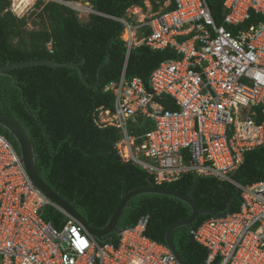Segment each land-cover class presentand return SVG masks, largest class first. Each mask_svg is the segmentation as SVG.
I'll return each mask as SVG.
<instances>
[{"label": "built area", "instance_id": "obj_1", "mask_svg": "<svg viewBox=\"0 0 264 264\" xmlns=\"http://www.w3.org/2000/svg\"><path fill=\"white\" fill-rule=\"evenodd\" d=\"M80 1L71 7L93 13L90 0ZM172 2L168 12L113 18L128 50L172 47L179 59L161 62L146 85L124 74L108 84L114 112L101 111V122L122 131L118 155L155 185L189 174L233 185L238 211L211 217L190 234L207 251L205 264H264V178L246 186L231 179L244 154L264 145V22L252 19L264 17V0H224L220 24L208 0ZM130 121L150 128L129 135ZM48 207L65 217L59 228L45 220ZM147 223L144 216L121 230L116 245L98 241L33 185L0 135V264H179L165 244L144 235Z\"/></svg>", "mask_w": 264, "mask_h": 264}, {"label": "trees", "instance_id": "obj_2", "mask_svg": "<svg viewBox=\"0 0 264 264\" xmlns=\"http://www.w3.org/2000/svg\"><path fill=\"white\" fill-rule=\"evenodd\" d=\"M144 1H149L156 11L167 0H90V5L97 13L122 18L128 8L142 7ZM10 2L0 0V66L35 61L77 64L90 85L97 83L100 70L97 88L84 84L76 68L36 65L10 70L0 76V112L17 119L27 129L40 176L67 202L74 203L91 227L101 229L122 195L154 185L148 173L118 157L114 150L119 139L117 131L95 125L97 108H113V97L103 89L119 80L123 68L127 80L140 78L146 85L150 73L161 62L178 56L169 49L157 52L147 47L132 48L127 55L126 45L120 39L123 30L120 23L95 14H90L83 23L76 12L56 2L37 1L36 21H30L34 29L28 30V19L17 18L8 10ZM222 2L208 0L218 23ZM172 9L171 3L165 11ZM252 19L264 22L259 15ZM145 127V131L150 128ZM0 134L17 149L16 142L1 126ZM263 170L264 145L244 154L242 165L231 179L242 186L251 185L264 178ZM159 187L191 193L199 209L218 215L225 213L228 202L235 196L230 212L239 209L235 187L212 177L189 174ZM189 214V207L172 197L140 195L124 209L117 230L132 228L141 217L148 216L144 235L164 244L168 228ZM210 218L201 215L190 228L172 233L175 249L185 263L205 264L207 251L193 240L190 230ZM45 220L56 228L65 223V217L51 207L46 209ZM117 243L115 237L113 245Z\"/></svg>", "mask_w": 264, "mask_h": 264}, {"label": "water", "instance_id": "obj_3", "mask_svg": "<svg viewBox=\"0 0 264 264\" xmlns=\"http://www.w3.org/2000/svg\"><path fill=\"white\" fill-rule=\"evenodd\" d=\"M36 65H44L53 68H76L79 70V74L81 80L84 84L88 86H92L97 88L100 82V70L98 71V80L95 85H90L84 78L83 72L81 70L80 65L77 64H58L49 61H35L29 63L15 64L6 66H0V76L5 75L6 72L18 68H25ZM0 126L5 129L10 139H13L16 142L18 152L21 158V162L31 180L33 185L38 188L46 197H48L60 210L69 215L71 218L76 220L83 228L93 237H95L98 241L103 242L107 241L108 243H112L113 239L117 236L118 230L117 226L121 219L124 209H126L129 205V202L140 195H162L169 196L173 199H177L184 204H186L190 209V214L181 219L174 224H172L165 235L164 244L171 251L175 259L179 264H187L183 260V258L179 255L175 246L172 242V233L179 228H190L192 224L197 220V218L201 215H208L210 217H218L213 211L210 210H202L197 207L195 202L191 198V193L182 194L178 191L160 188L154 185L142 186L135 189L130 190L129 192L122 195L118 205L116 206L113 214L111 215L107 224L101 229H95L91 227L77 212L74 203L67 202L54 188L49 186V184L40 176L37 167H36V158L34 147L31 141V137L27 131V129L15 118L0 112ZM235 196L228 202L225 213L230 212L233 200Z\"/></svg>", "mask_w": 264, "mask_h": 264}, {"label": "clouds", "instance_id": "obj_4", "mask_svg": "<svg viewBox=\"0 0 264 264\" xmlns=\"http://www.w3.org/2000/svg\"><path fill=\"white\" fill-rule=\"evenodd\" d=\"M14 1H16V5L18 4L19 5V0H11V2H10V6H9V11L14 15V16H16V9H20L21 8V6L23 5H19V7L18 8H13L11 5H12V2H14ZM48 1V0H47ZM76 1H78V0H72V1H69V2H64V1H60V0H51V1H48V2H56V3H59V4H61V5H64V6H67L68 8H70V9H72L74 12H76V14H77V16L78 15H81L82 13H79V12H77V11H75L72 7H71V3H73V2H76ZM224 1V0H223ZM37 2V1H36ZM81 3H84V1L83 0H81L80 1ZM45 3V2H44ZM47 3V2H46ZM92 8V7H91ZM93 10V9H92ZM212 11V10H211ZM213 13V12H212ZM91 14H95V15H99V16H102V17H105V18H109V19H112L113 21H115L113 18H116V17H109V16H106V15H103V14H100V13H97V12H95V11H93V13H91ZM84 15H86V14H84ZM90 15V14H89ZM89 15L87 16L88 17V19H89ZM214 15V14H213ZM17 18H23V17H18V16H16ZM78 18H79V16H78ZM117 19H122V18H117ZM79 20H80V18H79ZM81 21V20H80ZM115 22H117V21H115ZM119 23V22H118ZM121 24V23H120ZM122 25V24H121ZM123 26V25H122ZM123 31V30H122ZM122 33V32H121ZM120 39H121V36H120ZM122 40V39H121ZM124 42V41H123ZM126 45V44H125ZM127 48V47H126ZM137 48V47H136ZM132 49V48H131ZM129 51L130 50H128V48H127V55L129 54ZM122 74H124V77H125V79L127 80V78H126V76H125V68H123V70H122V72H121V75ZM121 75H120V77H121ZM136 78V77H135ZM120 79V78H119ZM140 79V78H139ZM119 81V80H118ZM114 82H117V81H113V82H110V83H114ZM110 83H108V84H110ZM107 84V85H108ZM147 84V83H146ZM107 85H105V87H104V89H103V92L104 93H108V94H110L112 97H113V99H114V95H113V93L112 92H105V88L107 87ZM163 104L164 105H166L165 103H167L166 102V100L165 99H163ZM114 110V102H113V108L112 109H106V108H103V107H99V108H97L96 110H95V119H94V121H95V125L98 127V128H100V129H104V128H107V127H111V128H114L116 131H117V133H118V135H119V139L116 141V143L114 144V150L116 151V153H117V155H118V151H117V149H116V144L121 140V138H122V131L120 130V129H118V128H116V127H114V126H111V125H106V124H102V122H101V120H103L104 119V116H101L100 115V112L102 111V112H105V111H108L109 113H111V114H113V111ZM143 127V126H142ZM136 128H141V127H134V125H133V123L130 121L129 122V124H128V126H127V131H128V134L130 135V133L132 134V135H137L138 133H135V132H133L132 130H129V129H136ZM132 131V132H131ZM130 132V133H129ZM146 132V131H145ZM142 133H144V132H142ZM141 133V134H142ZM1 135V134H0ZM1 136H3V135H1ZM4 137V136H3ZM7 141H9L6 137H4ZM10 142V141H9ZM11 143V142H10ZM12 144V143H11ZM12 146H13V144H12ZM14 147V146H13ZM15 148V147H14ZM18 149V148H17ZM16 148H15V150L18 152V150H17ZM18 154H19V152H18ZM20 156V155H19ZM118 157L120 158V156L118 155ZM121 159V158H120ZM121 161H122V159H121ZM122 162H124V161H122ZM125 163V162H124ZM127 163H130V162H127ZM132 164V163H131ZM134 165V164H133ZM134 166H136V165H134ZM138 167V166H137ZM139 168H141V167H139ZM142 169V168H141ZM143 170V169H142ZM143 171H145V170H143ZM146 172V171H145ZM147 173V172H146ZM152 177V176H151ZM152 179H153V177H152ZM177 182V181H176ZM174 183V182H173ZM164 184H171V183H164ZM162 185V184H161ZM161 185H159V186H161ZM154 186H156V187H159L158 185H155L154 184ZM76 221V220H75ZM119 233V232H118ZM148 238V237H147Z\"/></svg>", "mask_w": 264, "mask_h": 264}, {"label": "crops", "instance_id": "obj_5", "mask_svg": "<svg viewBox=\"0 0 264 264\" xmlns=\"http://www.w3.org/2000/svg\"><path fill=\"white\" fill-rule=\"evenodd\" d=\"M172 3V5H173V2H172V0H167L166 2H164L162 5H161V7H159V9L158 10H156V11H153V8H152V5H151V3L149 2V1H144V3H143V5L144 6H142V7H138V6H132V7H130V8H128L127 9V11H126V13H125V15H124V17H122V20H125L126 19V16H130V15H132V13H136V16H135V20L136 19H140L141 18V16L142 15H150V14H154V13H159V12H168V11H165V9L170 5ZM169 11H171V10H169ZM222 12H223V7L221 6V11H220V13H219V21H220V23H221V14H222ZM79 16V18H80V20H82V17H81V15H78ZM214 16V15H213ZM88 18V17H87ZM214 18H215V16H214ZM142 19V18H141ZM215 20H216V18H215ZM216 22H217V20H216ZM83 23H86V22H83ZM218 23V22H217ZM220 23H218V24H220ZM123 32V31H122ZM146 33H147V31H145ZM121 35H122V33H121ZM189 38V37H188ZM188 38H184V37H176V41H178V42H181V41H183V40H186V39H188ZM140 47H146V46H140ZM147 48H149V47H147ZM150 50H152V51H159V52H164L165 50H171V51H173L175 54H176V52L174 51V49L172 48V47H166V48H164V49H161V50H153V49H151V48H149ZM177 55V54H176ZM178 56V55H177ZM177 59H179V57L177 58ZM172 60H174V59H172Z\"/></svg>", "mask_w": 264, "mask_h": 264}, {"label": "rangeland", "instance_id": "obj_6", "mask_svg": "<svg viewBox=\"0 0 264 264\" xmlns=\"http://www.w3.org/2000/svg\"><path fill=\"white\" fill-rule=\"evenodd\" d=\"M36 1H43V2H48V1H51V0H30V1H23V0H19V5H22L20 9H16L17 11L15 12L16 13V16L18 17H25L28 19L29 21V25L27 26V29L28 30H32L34 29L33 26H31V22L30 21H36L35 20V15L38 13V11L36 9H34V5L36 4ZM35 14V15H34ZM81 17H82V22H87L88 21V18L86 15L84 14H81ZM146 127H142V128H136V129H129V130H132L133 132L135 133H138V134H141V132L145 131ZM143 129V130H142Z\"/></svg>", "mask_w": 264, "mask_h": 264}, {"label": "bare ground", "instance_id": "obj_7", "mask_svg": "<svg viewBox=\"0 0 264 264\" xmlns=\"http://www.w3.org/2000/svg\"><path fill=\"white\" fill-rule=\"evenodd\" d=\"M23 1H25V0H23ZM27 1H30V0H27Z\"/></svg>", "mask_w": 264, "mask_h": 264}, {"label": "snow or ice", "instance_id": "obj_8", "mask_svg": "<svg viewBox=\"0 0 264 264\" xmlns=\"http://www.w3.org/2000/svg\"><path fill=\"white\" fill-rule=\"evenodd\" d=\"M83 243V242H82Z\"/></svg>", "mask_w": 264, "mask_h": 264}]
</instances>
